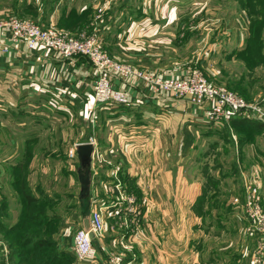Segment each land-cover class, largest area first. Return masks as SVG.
<instances>
[{
  "label": "crops",
  "instance_id": "crops-1",
  "mask_svg": "<svg viewBox=\"0 0 264 264\" xmlns=\"http://www.w3.org/2000/svg\"><path fill=\"white\" fill-rule=\"evenodd\" d=\"M25 1L27 7L37 6L39 12L44 13L43 9H48L50 22L48 20V25L43 26L56 27H60L57 24L63 22V17L69 13L80 14L88 10L92 14L95 11L104 12L111 9L113 4L112 0ZM48 1L50 3L46 5ZM137 7L128 8L121 4L116 9V15L131 19L135 35L139 37L137 44H143L139 53L132 56L135 63L129 56L122 60L142 68L140 62L143 59L160 56L157 47L161 43H171L173 33L168 31L167 35L164 34L166 30L176 28L170 19L174 18L172 15L177 11L176 6L165 8L156 5L153 0L147 5H140V11V7ZM133 9H136V14L132 13ZM14 10L3 6L0 8V19L9 17ZM95 17L86 24L75 26L74 30L62 26L60 28L78 34L84 27L91 29L95 22L97 26L100 25L103 20H95ZM144 36L149 38L147 42L153 41L152 47L155 48H151L150 52L144 48ZM130 39H126L125 43H129ZM6 43H9L8 40ZM9 45L8 52L0 50V201L9 193L11 203L18 206L15 216L11 218L15 219L12 223H15L19 215L20 202L12 185L14 174L19 173L24 175L25 186L34 196L42 197L41 194H45L57 205L50 210L58 216L54 240L58 247H67L70 252L72 239L68 247L63 237L66 231L84 228L86 218L89 224L90 210L102 206L103 233L94 241L98 256L102 259L106 255H119L120 264H250L249 257L244 263L240 259L241 254H235L236 248L233 246L206 245L207 233L213 237L224 236L225 229L221 222L223 213L216 212L218 205L224 204L217 201L216 193L221 190L216 184L217 178H214L212 192L215 201L210 200L207 187L203 186L208 179L200 175L187 179L185 173L183 175L184 165L180 166L183 160L190 157L199 133L215 129L206 125V105L193 107L182 100H156L146 95L142 88L125 87L133 98L134 103L130 106L108 104L94 108V72L84 56L63 58L40 46L28 49L24 44ZM142 69L164 75L181 72L177 68L170 70V67ZM113 83L122 86L120 80H114ZM65 101L72 108L84 110L93 121L96 111L103 109L109 119L110 129L115 134L108 138L106 144L100 143L92 135L95 138V149L91 153L89 166L82 171L78 190L67 195L65 209L63 206V210L58 211V206L63 205L61 195L51 191L52 187L40 177L33 184L31 176L33 173L42 175L45 169L52 168L54 161L68 160V154L62 156L54 152L53 144L47 142L49 135L44 136L45 133H51L54 125V118L48 115L49 111L64 109L62 102ZM91 124L95 125V122ZM257 134L264 141V132ZM51 137L60 141L59 138ZM85 141L87 139L82 142ZM247 145L242 142L239 145L240 151L243 152ZM254 147L250 151H254ZM255 149L264 151L263 148ZM95 153L103 157L101 162L95 159ZM204 154L208 156L207 152ZM171 155L174 156L173 165L160 168V157ZM73 158L79 163L77 155ZM175 181L184 186L182 193L178 185L174 191ZM115 184H119V187L116 188ZM10 187L14 190L9 192L7 188ZM161 189L167 191L164 198L159 194ZM177 190L179 195L175 196ZM83 204L85 207H82ZM129 205L134 206V212H128ZM177 206L181 211H176ZM85 213L87 217H84ZM216 226L221 228L211 230ZM58 236L61 238L57 240ZM225 252L228 257L224 259ZM71 264L97 263L74 259Z\"/></svg>",
  "mask_w": 264,
  "mask_h": 264
},
{
  "label": "rangeland",
  "instance_id": "rangeland-1",
  "mask_svg": "<svg viewBox=\"0 0 264 264\" xmlns=\"http://www.w3.org/2000/svg\"><path fill=\"white\" fill-rule=\"evenodd\" d=\"M25 2V0H0V8L9 6L17 11L14 10V13L8 16H18L30 19L40 25H48L50 22L48 9H43L44 13H42L38 11L37 6L27 7ZM149 2L151 3V0H112L111 9H106L104 12L95 11L93 14L89 12V15H87L92 19L100 14L99 18L103 20L100 25H91V29L84 27L78 34H71L80 37L95 33L100 40L102 39L103 48L109 54L120 59H126L129 56V59L135 63L132 56L139 53L140 46L143 44H137L139 37L135 35V28L130 23L131 19H125L119 14L116 15V9L121 4L128 8H134V6L147 5ZM154 2L156 5L165 8L170 5L176 6V11L180 12H176L172 15L174 18L170 19L174 22L176 28L168 29L164 34L167 35L169 31L170 34L173 33L171 36L173 38L175 36V38H171L170 44L161 43L157 47L160 50L157 51L160 56L143 59L140 62L142 68L170 67V70L177 68L178 71H182L187 67H196L212 84L224 86L247 101L258 103L264 108V0H153ZM49 3L48 1L46 5ZM243 3L247 4V7ZM29 12H32L33 15H30ZM132 13L136 14V9H133ZM59 24L60 22L57 25L59 26ZM104 24L108 27L103 28ZM94 27H96L95 30ZM65 30L70 32L68 29ZM127 36L129 39L132 38L129 43H125L128 39L125 38ZM147 38V36H144V48L146 52H150L151 48L155 47H152V40L146 41ZM173 59L174 62L171 63ZM62 104L64 109L49 111L48 115L54 118V125L51 129L52 135L51 133L44 134V136L49 135L47 142L49 145L53 144L52 149H55L54 152L64 156L72 148V145L77 142L81 143L92 135L102 144H106L108 138L114 136V132L110 129L109 119L102 111L103 109L96 111L93 121L90 120L84 110L82 111L76 107L72 108L67 101L62 102ZM100 107L97 106V108ZM91 122H95V125ZM223 125L209 132L199 133L200 136L197 138L190 157L183 160L180 166L184 165L185 172H183V175L185 173L187 179L197 175L208 179L207 182L203 183V186L207 187V192L210 194V200L212 201H215L212 192L214 190L212 180L217 178L216 184L218 183L221 190L216 193L217 201L224 204L218 205L216 212L223 213L221 222L224 225L223 229H225L223 230L224 236L213 237L207 233L205 243L208 246H233L236 248L235 254H241L240 259H243L242 261L246 263L247 257L250 259L252 250L257 246L258 239L257 236H253L247 231L250 222L242 199L243 178L241 174L246 175L250 170L258 173L261 178L260 201L262 207H264V151L260 152L255 149V147L264 149V141L257 134L264 132V125L255 133L247 130L243 125L233 130L229 127H224V129ZM42 129L45 130L46 128L43 126ZM51 136L56 137V139L59 138L60 141L51 139ZM236 137L239 138V143L248 144L243 152L240 151L236 143ZM253 146H255L254 151H250ZM204 152H207L208 156ZM67 158L68 160L62 161L52 160L54 161H50L52 162V168H47L50 169L49 171L45 169L42 175L33 173L31 176L33 184L40 180V177L43 180L45 179L44 181L49 187H52L51 191L61 195L60 201L63 205L58 206V211L63 210V206L65 209L64 204L67 202V195L78 190L79 178L85 169L79 166V163L73 157ZM174 162L173 155L165 158L161 156L159 166L160 168L170 167ZM258 169L259 171H257ZM181 181L183 180L181 179ZM177 185L182 193L184 186L177 183V181L173 184L174 191ZM13 190L12 187L7 188L9 192ZM159 194L164 198L167 196V191L161 189ZM177 194L179 195L178 190L175 192V196ZM8 196L9 193H7V197L4 195L7 204L0 208V264H41L43 261H48L49 258L52 261L49 264H59L60 261H74L75 258L73 253L68 250L69 248L58 247L57 243H55V249L48 248L45 251H37L31 248L29 253L20 255L13 253L10 255V249L19 252V250L28 246V243L20 244L18 247L17 245H8V240L17 243L21 236L19 232L9 231V226L13 225L12 221L15 220H11V218L15 216L18 206L14 205L13 202L11 203ZM83 201L85 202V200ZM83 205L82 207H85V204ZM20 207L21 205L19 210ZM56 207V204L52 206V208ZM220 207L221 210H219ZM176 211H181V208L179 209L177 206ZM211 212H214V208ZM218 215L221 214L218 213ZM37 225L38 223L35 222L34 226L37 227ZM215 228L221 227L216 226L211 230H215ZM74 232L75 229L66 231L63 236L68 247ZM5 233L10 234V237H4ZM57 238L59 239L61 236ZM55 251H57V258H53ZM214 255L215 252L212 256ZM224 255V259L228 257L226 252Z\"/></svg>",
  "mask_w": 264,
  "mask_h": 264
},
{
  "label": "built area",
  "instance_id": "built-area-1",
  "mask_svg": "<svg viewBox=\"0 0 264 264\" xmlns=\"http://www.w3.org/2000/svg\"><path fill=\"white\" fill-rule=\"evenodd\" d=\"M99 17L100 14H97L95 20L100 19ZM94 25L97 26V23ZM6 40L9 43H6ZM14 43L24 44L28 49L40 46L63 58L84 56L94 72L92 83L94 108L108 104L130 106L134 103L133 98L125 87L142 88L146 95L156 100H182L193 107L206 105L204 119L207 126L215 128L222 124L228 126L233 118L239 117L253 119L264 125V108L260 104L249 102L224 86L212 84L196 67H187L173 75L136 67L110 55L95 33L75 37L65 29L52 25L43 26L26 18L9 16L0 19V50L6 53L10 48L9 44ZM114 80H120L122 86H116ZM232 137L235 138L234 135ZM83 143L91 144L93 152L95 149L93 136H89ZM76 145L68 150L69 157L76 156ZM94 156L99 162L103 160L99 153H95ZM255 172L250 170L246 175L241 174L242 199L250 222L247 231L258 239L249 263L264 264V207L260 201L261 178ZM115 187L118 188L119 184H115ZM127 210L134 212L135 208L129 205ZM103 228L102 206H95L89 213L88 228H78L72 236V253L75 260L97 264H120L119 255H106L105 259L98 256L94 241L102 235ZM90 233L93 237L89 236Z\"/></svg>",
  "mask_w": 264,
  "mask_h": 264
},
{
  "label": "trees",
  "instance_id": "trees-1",
  "mask_svg": "<svg viewBox=\"0 0 264 264\" xmlns=\"http://www.w3.org/2000/svg\"><path fill=\"white\" fill-rule=\"evenodd\" d=\"M244 6L247 7V4L243 3ZM249 7V6H248ZM252 8V7H251ZM89 12L91 10L82 12L80 14H76L75 12L69 13L65 17H63V22H61L59 25L62 27H67L68 29H75V26H81L82 24H86L90 21ZM28 14V12H27ZM30 15H33V13L29 12ZM92 15V14H91ZM25 16V15H23ZM22 16V17H23ZM76 16V19L74 18ZM18 17V16H17ZM70 18V19H69ZM71 20V21H69ZM74 20V21H72ZM225 125V126H224ZM223 125V128H230L235 129L236 127L243 125L247 130L251 131L252 133H255L258 129H261L263 127V124L259 121L253 120V119H247V118H233L228 126L226 124ZM222 128V129H223ZM225 129V128H224ZM239 138L236 137V143L239 145L242 143H239ZM77 160V159H76ZM78 162V161H77ZM13 188L16 189L18 199L20 202V210L18 218L16 219L15 223L13 225L9 226V231H12L14 233H21V236L17 243H13L12 240H8V245H20V244H26L28 243V246H26L24 249L19 250V252H16V250L10 249L9 253L10 255L13 253L16 254H22V253H29V250L31 248L37 250V251H45L49 249H55V240H54V234L58 229V216H56L55 212L50 211L52 210V206L55 204L53 203V200H51L48 196L45 194H41L42 197H36L33 195V193L25 186L24 183V175L23 174H14V180H13ZM6 199L3 198V200L0 201V208L2 206H6ZM37 222V227L34 226V223ZM11 232V233H12ZM10 233V232H8ZM6 234V233H5ZM4 234V237H10V234ZM53 258H57V251L54 252ZM12 261V259L10 258ZM52 261H43L41 264H49ZM72 260L70 261H60L59 264H70Z\"/></svg>",
  "mask_w": 264,
  "mask_h": 264
},
{
  "label": "water",
  "instance_id": "water-1",
  "mask_svg": "<svg viewBox=\"0 0 264 264\" xmlns=\"http://www.w3.org/2000/svg\"><path fill=\"white\" fill-rule=\"evenodd\" d=\"M92 149L93 147L89 143L82 142L76 145L75 147L76 155L79 159V163L82 168H86L87 166H89ZM84 217H87L86 213L84 214ZM88 226H89L88 219L86 218L84 228L87 229ZM89 236L93 237V234L90 233Z\"/></svg>",
  "mask_w": 264,
  "mask_h": 264
}]
</instances>
